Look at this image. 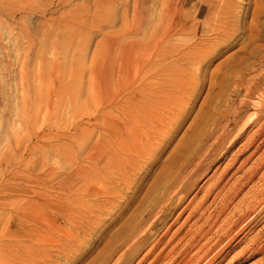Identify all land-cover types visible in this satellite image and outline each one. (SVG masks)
I'll return each instance as SVG.
<instances>
[{"label":"rangeland","instance_id":"rangeland-1","mask_svg":"<svg viewBox=\"0 0 264 264\" xmlns=\"http://www.w3.org/2000/svg\"><path fill=\"white\" fill-rule=\"evenodd\" d=\"M166 1L0 0V264H106L131 237L142 209L154 200L153 193L145 201L151 185L161 178L159 186L163 185L165 172H177L204 142L203 134L217 129L243 77L260 81L264 76L263 0H174L176 6L184 1L185 27L176 32L168 26L160 49L146 50L149 36L162 23ZM220 5L217 17L214 12ZM135 10L145 13L140 28L138 19L134 22ZM197 10L202 20L198 23L193 21ZM130 44L149 57L131 71L132 86L115 91L112 99L105 92L94 94L92 90L105 82L95 73L107 66L108 50L114 58L110 64L120 68L121 50ZM193 46L207 52L198 64L183 54ZM253 65L258 72L250 71ZM153 102H158L153 110L161 120L158 136L148 132L153 148L146 147V156H129L128 164L115 142L126 141L125 130L132 127L136 144H145L140 132L152 118L144 109L152 108ZM263 104L260 98L246 101L242 112L250 113L254 122ZM109 124L115 125L112 133ZM256 130L249 129L247 138ZM247 138L179 196L183 201L169 222L171 234L188 216L177 221L180 210L195 195L201 200L204 184L214 173L219 176L228 169L226 180L231 184L241 176L237 171L248 154H240V149ZM116 150L122 172L116 176L117 194L97 195L112 191L108 156ZM259 178L245 192L260 189ZM94 217L100 219V227L91 224ZM67 218L80 226L69 225ZM80 227L85 232L77 239ZM115 239L118 243L112 247ZM129 247L113 260L129 253ZM244 247L216 264H264V254L255 252L234 260ZM142 254L131 264H138Z\"/></svg>","mask_w":264,"mask_h":264},{"label":"bare ground","instance_id":"bare-ground-1","mask_svg":"<svg viewBox=\"0 0 264 264\" xmlns=\"http://www.w3.org/2000/svg\"><path fill=\"white\" fill-rule=\"evenodd\" d=\"M183 3L184 1H179V5L176 6L174 5L173 0L172 7L171 0L166 1L164 11L162 9V23H160L154 33H152L150 36L148 35L149 41L144 45V49L148 50L151 48H158L159 44H161V36L169 31L168 26L173 27L175 31L177 28L183 29V27H185V15H182V10L184 8ZM213 7L210 8L212 9ZM220 7L221 5L218 6L214 12V15L217 17H220L221 14V11H219ZM197 9L202 11L201 7ZM141 10H144V8ZM142 12L144 13V11ZM197 12H199V10H197ZM143 13L141 14L138 10H135L133 13V18H135L134 22L138 19L137 24L139 23V28L144 24L143 17L145 15H143ZM200 16V12L199 14L194 15L193 21H202ZM204 22L206 24L209 23V18H207ZM219 22L222 21L219 20ZM222 23L224 24V22ZM137 24H135V27H137ZM187 26L186 28H188ZM192 48H194V46ZM159 49L160 48H158V50ZM108 52L107 66L99 73H95L96 75L101 74V77L105 79V82L103 87L98 89L94 88L92 92L97 94V96H100L103 94V92H105L106 96H110L112 99L115 96H113L115 91L118 93L120 90L128 89L132 86L133 79L131 77V71H135L136 68L141 66L140 61L142 58L145 59L149 57L145 54L141 55L143 51L140 52L139 50H135V47L130 44L125 47V49L121 50L123 66L120 68H115V66H112L114 64H110L112 59H114L112 49L111 52L109 50ZM183 54L184 57L191 59L193 64H198L202 62L207 52L204 50L201 51V49L198 48H190V50ZM237 62L239 61L237 60ZM249 69L250 71H259L256 70L254 65ZM110 89L112 92H109ZM255 98L264 100V76L260 81H251V79L247 80L245 77H243L239 87H235L234 98H232V100L229 102V108L227 109V112L220 124L218 123L219 126L217 129H213V131H215L210 133H206L204 131L206 133L203 134L205 140L201 145L199 143V148L197 147L198 150L190 157L187 156V160L182 163L180 167L178 166L179 169L177 172H165L166 174L163 177L166 178V180L163 182V185L159 186V181L162 178L159 179V181H155L153 185H151V188L145 197V201L147 200L146 198H149L153 193L156 194L154 196V200L151 199L152 202H149L148 205L146 204V206L142 209L140 216L136 218L133 229H130L132 231V234H130L131 237H127L125 240L126 242L122 241V244L115 250L114 248L112 249L114 250L113 254L108 259L106 264H131L142 253L145 254H142V259L138 262V264H216L217 262L219 263L220 260H225L229 254H231L238 247H241L243 244H245V247L242 249L240 254H236V256L233 258L234 260L236 258L243 259L245 255H249L251 252H255L257 255L264 254V226L257 233V235H254L253 237L251 236V233L257 227L264 224V107L261 106L263 107V110L261 109L262 113L260 112L261 116L254 122L252 118H248V114L250 113H246L247 111L245 113L242 112L243 104H245L246 101L254 102ZM157 105L158 102H153V104H150L152 108L147 106H145L146 108L144 107L145 109L143 108L147 115L146 117L152 118V122H149V126H142V130L140 132L142 133V137L145 139V144H136L134 141V137L136 138V130L132 127H128L125 130L128 134L126 141L115 142V145L119 151H112L108 156V159L110 160V167L113 173L112 191L106 193L96 192L97 195L111 194L114 196L117 194V188L115 186L116 176L122 174L118 165L119 161L115 156L118 154V152L126 154L123 158V161L128 164L132 160L129 158V156L139 158L141 156L143 157V155H147V148L151 149L154 142V140H152V142L151 140L147 139L149 135L148 132H151L152 134L154 133V135L158 136L156 132L158 130L159 124L161 123L159 115L157 116L156 112V114H154L155 109L153 110V108H156ZM135 107L140 108L141 106L140 104H136ZM236 118L238 119L236 120ZM136 123L139 124L140 121ZM232 124L235 125V130L230 132L228 129ZM256 127V132L251 137L247 138V131ZM108 128L110 133L115 131L114 124H109ZM244 138H247V140L240 149V154L248 155L243 160L237 171L241 173V176L231 184L230 180H226L227 175L229 174L228 169H225L219 176H217V172L214 173L204 184L206 186L202 190L204 191V194L201 200H197V195H195L188 202V204L183 206V208L180 210L176 219L177 221L186 213H188V216L185 218V221L181 227L171 234L173 223L169 225V222L174 216L177 204L183 201L179 198V196L182 193L188 191L190 188H194L197 182L202 178L204 179L207 173L211 171V168L224 160L226 155H228L233 149V146ZM187 145L188 144L185 146ZM254 159L255 161L250 166V168L244 170L246 164L250 163ZM99 164H101V162ZM257 178H259V180L262 182V187L260 189L250 188L247 192H245L249 185H251V183ZM69 184H72V182H69ZM96 217H98V215ZM93 220L94 221L91 220V224H93V226L97 225L100 227V219L96 218ZM66 222L69 223V225H73L77 222V220L67 218ZM75 225L79 224L76 223ZM81 229L82 227H80V231L77 229L79 232L76 234V236L74 235L75 238H80L82 234H80V232L83 231ZM123 230L124 229L122 228L121 234L124 235V232L127 231ZM84 232L85 231H83V233ZM69 237L71 238V236ZM117 241L118 239H115L112 247L118 243ZM130 243H134V246L132 245L129 247ZM109 244L108 246H110ZM126 247L130 248L129 253H124L123 256L118 257L114 261V256L122 252ZM45 251L46 249L44 250V253ZM30 252L31 251H29V253ZM39 257H41V255ZM48 257L49 256L47 255V260H49ZM40 263L43 264L44 262ZM52 263L53 262L50 264Z\"/></svg>","mask_w":264,"mask_h":264}]
</instances>
